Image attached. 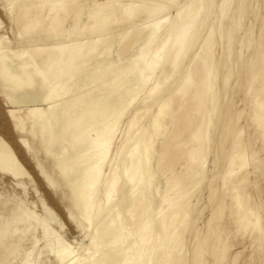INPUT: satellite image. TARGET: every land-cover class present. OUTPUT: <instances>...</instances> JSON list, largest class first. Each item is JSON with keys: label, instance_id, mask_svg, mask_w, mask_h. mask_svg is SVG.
<instances>
[{"label": "bare ground", "instance_id": "bare-ground-1", "mask_svg": "<svg viewBox=\"0 0 264 264\" xmlns=\"http://www.w3.org/2000/svg\"><path fill=\"white\" fill-rule=\"evenodd\" d=\"M234 1L220 0L218 23L231 43ZM0 2V264H202L204 180L213 264L246 251L264 264L263 162L242 128L230 146L214 135L233 73L218 71L213 27L203 35L214 0ZM249 102L262 143L264 84Z\"/></svg>", "mask_w": 264, "mask_h": 264}, {"label": "rangeland", "instance_id": "rangeland-1", "mask_svg": "<svg viewBox=\"0 0 264 264\" xmlns=\"http://www.w3.org/2000/svg\"><path fill=\"white\" fill-rule=\"evenodd\" d=\"M2 7L3 6L0 2V15L1 18L5 20V28V26H9V19L8 15L3 12ZM236 7L239 8L237 9ZM219 8L220 0H214V5L209 9L208 14L204 15L201 19L203 35L209 26H212L213 30L215 31L216 45L214 49L218 71L222 73L224 67L230 63V68L233 72L230 79V88L228 90L227 96L224 97L223 92H221L222 96H220V107L223 108V110L225 109V113H223V110L221 109L220 112H218V114L216 115L215 118L219 119L220 122L217 125V129L214 135L223 136V144L226 141L225 146H230L235 140L237 131L242 128V138H252L253 147L257 152V156L263 162L261 164L264 165V142L261 143V140L258 138V133L248 121L249 113L252 107L251 103L249 102V98L251 96H254L258 92V89H260V87L264 84V0L234 1L230 9L229 16L226 20L228 21V23L232 24L234 36L232 43L231 41L227 42L224 41V39L220 38L219 24L221 23L222 16L220 13L221 8ZM249 27L253 28L252 31L245 34V31H247ZM9 31L10 30L6 32ZM111 38V34H108L106 40L108 41ZM230 44L231 51L228 52L227 45ZM241 48L242 51H240ZM132 53L133 51H131L127 55H131ZM112 57H114V59L118 58L116 52H114ZM0 105L2 110H5L9 107L1 93ZM223 117H225V119L228 118L227 127L226 130L224 129V131L221 126ZM18 147L19 149H24L21 144H18ZM250 162L252 166V160ZM261 164L260 166H262ZM251 166L249 165L247 168L250 169ZM260 172H262V170ZM260 176L261 178L258 179V181L259 185H261L263 188L261 189L260 187L259 190L261 191L260 198L262 208L264 209V177L263 174H260ZM160 180L162 181V183H164L165 181L164 178H160ZM4 183V177L0 176L1 190L6 188ZM23 186L25 189L28 187L27 184H24ZM35 190L36 192L39 191L38 188H35ZM197 194V199L199 200L197 208L200 212V216L198 220L194 222V226L196 227L197 231L199 247L204 252L202 264H213L215 259V252L212 250V247L215 242V238L213 237L212 224L209 221L210 218L213 217V211L216 209L215 204L217 195L210 193V189L207 185V180L202 181L201 185L197 188L195 196ZM253 201H255V199H253ZM226 212L227 210H224V213ZM230 221V217H227V215L223 216L220 221V227L217 230V234L221 235L220 238L222 240V243L226 244V250L224 252L226 260L227 258H229L232 252L236 251V248L231 246L233 238L229 234L232 230ZM188 238V236L184 238L185 243H187ZM238 247H241V245H238ZM188 250L189 246H186L184 253L189 255ZM237 250L241 251V248H238ZM248 253L247 251L240 253V262H238L237 264H240L241 262L242 264H247L245 260ZM252 260L253 263L251 262L250 264H254V262L259 261L258 255H253Z\"/></svg>", "mask_w": 264, "mask_h": 264}]
</instances>
